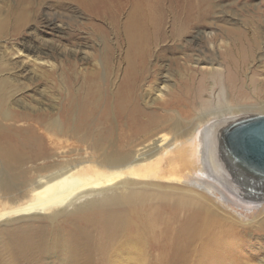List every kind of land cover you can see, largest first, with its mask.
<instances>
[{
    "label": "bare ground",
    "instance_id": "6f19581e",
    "mask_svg": "<svg viewBox=\"0 0 264 264\" xmlns=\"http://www.w3.org/2000/svg\"><path fill=\"white\" fill-rule=\"evenodd\" d=\"M38 9L64 42L36 34L39 47L28 48L38 55L24 56L38 63L32 71L0 45V227L45 220L51 232L29 227L14 249L34 263L50 250L61 264H264V198L244 194L219 152L221 131L264 107V72L247 77L258 79L248 104L227 61L242 49L252 72L264 50L257 27L225 28L213 0H0V42ZM80 20L87 51L73 41ZM57 50L63 60L43 68L39 55ZM23 80L58 92L59 103L14 100ZM194 81L198 95L173 107ZM43 134L65 151L46 155ZM210 197L261 218L244 224Z\"/></svg>",
    "mask_w": 264,
    "mask_h": 264
},
{
    "label": "rangeland",
    "instance_id": "374dc122",
    "mask_svg": "<svg viewBox=\"0 0 264 264\" xmlns=\"http://www.w3.org/2000/svg\"><path fill=\"white\" fill-rule=\"evenodd\" d=\"M213 2L216 4V12H222L220 14L221 19L223 20V22L221 24L224 25L225 28H229V29H234L237 27L241 28V29L245 28V29H247V34L252 35L253 33H251L252 30H250V27H255V28L257 27V30L259 32V38H260V40H259L260 47H264V0H213ZM42 12H44V10H42V9L36 10L33 22H31L26 28H24L17 37H13L11 39L3 40L0 42V45H3L4 47H6V51L8 50V52L10 53V54H8V57H7V60L9 63L15 64L16 66H23L28 71L29 70L32 71V69H34V70L36 69L38 63L25 61V59H24V56H26L27 54H28V59H30L31 57L34 58L38 55L31 48L30 49L28 48V44H30V43H32L33 46L35 45V46L39 47V45H37V43H34V38H35L36 34L38 35V37H41L47 41H53V40L62 41L63 40V42H64V36H62L61 34L60 35L57 34L58 35V38H57V37H55V35L51 34L50 30L46 29L42 25V18H43ZM247 17L252 19V24H249V26H246L244 24L245 18H247ZM214 19H217L216 14L214 15ZM80 21H81V23H84V25L80 26V30L77 31V33H75L73 41L75 43H78V42L84 43V40H85L84 44L87 45L84 47L85 49L81 45H80V47H81V49H83V51L84 50L87 51V49L89 50V48H88L89 45H92L90 42L89 43L86 42L87 40L85 39L86 38L85 35H87V32H88V29H87L88 26L85 25L86 24L85 20H80ZM55 24L57 26H60L59 22H55ZM243 47L246 48V45H244ZM18 51H20V53H18V55H17L16 52H18ZM242 53H244L242 49H240V50L236 49L234 54L228 58L227 61L229 62V72L231 73V75L233 76V78L237 84L239 83V81H241L240 84L245 85L246 89L244 88L243 91H244V93H246V96L243 95L244 99H246L245 100L246 103L249 104L251 102V104H252L255 100L248 94L247 87H248V89L251 87H254L256 85V82H258V79L256 76H253L252 80L249 82V81H247V77H250V76L252 77L251 74L252 73L254 74L255 72H253V71H255L256 69L258 70V73L260 70H262V72H264L263 71L264 70V50L262 49L261 51H259L256 54L254 63L251 66H249V67H251L252 72H250V69H248V67L246 69L245 62H243L240 59V57L242 56ZM218 54L216 55V59L219 58ZM79 56L82 57L81 55H79ZM79 56L77 57V59H80ZM39 57L42 58V61H44L45 63L47 62V65H45L46 67H43L46 69L49 68L48 67L49 64H50L49 66H51V65L55 66L60 61L63 60L62 53H60L59 50H57V53L54 56L39 55ZM32 59H30V60H32ZM36 75H38V74H36ZM36 78H34V79L36 80ZM41 83L42 82H37V83L31 85V82H28L27 80H23L22 86H26V87L28 86L27 87L28 89H25L26 91L18 89L19 90V91H17L18 94L17 93H16L17 95L15 94L14 100L20 99L23 101V103H26V104L28 102L34 104L33 102H35V106H40V107L42 106V108H46V105H49L50 104L49 102H51V101L55 102V104H58L59 99H60V97L58 96V92L46 89V87ZM186 83H184V84H182V86H180V89H183L182 90L183 92L180 93V95L183 98H181L180 101L176 104L177 106H173V107L177 108L178 106H181V105L182 106L187 105L188 103L186 102V100H188L187 98L192 93V91L194 93H196V95H198L196 91L200 90V87L197 86V82L194 81L192 83L191 82L190 83L188 82L187 84ZM240 84H238V85H240ZM31 87H33V88H31ZM175 87H176V85H175ZM172 88H174L173 85H172ZM24 93H26V94H24ZM19 95H20V97H19ZM240 98H243V97H240ZM240 98L238 96V99H240ZM50 105H52V103ZM12 107L15 109L16 112H19L20 109L16 105L12 106ZM248 113L249 114L263 115L264 114V107L259 108V109H253V110L249 111ZM37 133L41 134L42 132L37 131ZM40 136H42L41 145L43 144V152H45L46 155L58 156L62 152L65 151L64 148L57 146L46 135L43 134ZM57 159H58V161L62 160V159H59L57 157H54V158L48 159L46 161H49V162L52 160L56 161ZM37 164H40V163H37ZM31 175H32L31 178H33L34 173ZM138 182H141V181H138ZM155 183L160 184L162 186L182 187L181 185L168 183L167 181H156ZM151 184H153V182ZM18 199H20V201L22 203L27 201V197L25 194L22 195L21 197H19ZM210 199L213 200L212 204L219 205L217 202H215L216 201L215 198L213 199L212 197H210ZM219 206H220V209L222 211L228 213L229 216H233V218L238 219L239 221L243 222L244 224L248 223L249 221H252L256 218H261L260 213L258 215H254L252 217L248 213L246 214L245 212H242L240 210H237V209L231 210L230 208H228L227 206H224L223 204L222 205L220 204ZM29 227H31V229H37V228L42 229V230L45 229L47 234H49L51 232V227L47 225V222L45 220H39V221H36L34 223H28V222L19 223L18 222L12 226H6V227H2V228L0 227V264H61V261L64 262L63 257H59V259L61 261L53 259L52 257H53V254H55V253L51 254L50 250L45 251V252L43 251L41 259L37 263H34V261H30V259H31L30 257L23 259L24 257L18 252V250L14 249V247L17 245H20V243L23 242L24 232ZM249 229L251 230V228H249ZM252 232L253 231H251L249 233H252ZM243 252L249 253V254H255L257 251H256V249L251 250V248H250V249L245 250ZM151 254H153V255L148 257V259H147L148 263L153 261L155 259V257L157 256L155 251H151Z\"/></svg>",
    "mask_w": 264,
    "mask_h": 264
},
{
    "label": "water",
    "instance_id": "95a60500",
    "mask_svg": "<svg viewBox=\"0 0 264 264\" xmlns=\"http://www.w3.org/2000/svg\"><path fill=\"white\" fill-rule=\"evenodd\" d=\"M219 152L230 177L247 197L264 198V114L239 119L225 127Z\"/></svg>",
    "mask_w": 264,
    "mask_h": 264
}]
</instances>
